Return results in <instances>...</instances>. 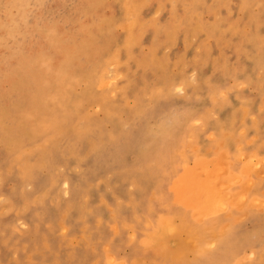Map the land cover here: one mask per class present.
<instances>
[{"label": "rangeland", "instance_id": "1", "mask_svg": "<svg viewBox=\"0 0 264 264\" xmlns=\"http://www.w3.org/2000/svg\"><path fill=\"white\" fill-rule=\"evenodd\" d=\"M0 264H264V0H0Z\"/></svg>", "mask_w": 264, "mask_h": 264}, {"label": "bare ground", "instance_id": "2", "mask_svg": "<svg viewBox=\"0 0 264 264\" xmlns=\"http://www.w3.org/2000/svg\"><path fill=\"white\" fill-rule=\"evenodd\" d=\"M61 52H62V51H61ZM58 55H59V54H58ZM53 69H54V68H53ZM53 77H54V76H53ZM134 82H135V81H134ZM134 82H133V83H134ZM177 88H178V87H177ZM175 89H176V88H175ZM177 90H178V89H177ZM194 123H195V122H194ZM241 132H242V131H241ZM209 138H210V137H209ZM247 142H248V141H247ZM240 158H241V157H240ZM251 161H252V159H251ZM249 162H250V161H249ZM252 162H255V159H254V161H252ZM252 162H251V163H252ZM214 164H215V163H214ZM255 164H256V163H255ZM217 165H218V164H217ZM196 168H198L197 170L195 169V170L197 171V173H196V172H192L193 174L191 173V174H192L191 176H194V173H195V175H197L198 178H199V177L202 178L204 175H202V173H201L200 171H202V170L204 171L203 168H206V167H202V169H200L199 167H196ZM212 168H213V167H212ZM199 169H200V170H199ZM253 169H254V167H253ZM256 169H258V168H256ZM256 169H255V171H256ZM195 170H194V171H195ZM198 170H199V171H198ZM206 170H207V169H206ZM209 170H210V169H209ZM215 170H216V169H215ZM207 171H208V170H207ZM260 171H261V170H260ZM188 172H189V171H188ZM216 172H218V171H216ZM200 173H201V176H199ZM209 173H210V172H209ZM213 173H214V172H213ZM185 174L187 175V173H185ZM186 175H185V177H184L183 179L188 178L187 176H188L189 174H188L187 176H186ZM215 175H216V174H215ZM197 176H194V178L191 177V179H195V177H197ZM261 176H262V175H261ZM205 177H206V176H205ZM208 177H209V175H208ZM211 178L213 179V176H212ZM215 178H216V177H215ZM219 178H220V177H219ZM235 178H236V177H235ZM212 179H208V180L210 181V180H212ZM231 179H234V178H231ZM198 180H199V179H198ZM200 180H201V179H200ZM213 180H214V179H213ZM213 180H212V181H213ZM229 180H230V179H229ZM186 181H187V180H186ZM204 181H205V180H204ZM204 181H203V182H204ZM209 181H208V182H209ZM215 181H217V180H215ZM221 181H222V180H221ZM230 181H232V180H230ZM248 181H249V180H248ZM187 182H188V181H187ZM205 182H206V181H205ZM208 182H207L206 184L203 183L204 185H206V187L209 186V184H210L209 188L207 187L206 189L209 190V189L212 188L213 191H214V189H215V188H214L215 185H214V187H213V184H215V183L212 184L211 181H210L211 183H208ZM213 182H214V181H213ZM246 182H247V181H246ZM178 183H179V182H178ZM190 183H191V181H190ZM199 183H200V182H199ZM224 183H225V182H224ZM249 183H251V180H250ZM185 184H186V183H184V185H185ZM193 184H194V183H192V186L194 187L195 185H193ZM197 184H198V183H197ZM203 184H202V185H203ZM207 184H208V185H207ZM211 184H212V185H211ZM216 184H217V182H216ZM220 184H221V183H220ZM222 184H223V183H222ZM228 184H229V183H228ZM228 184H227V186H228ZM179 185H180V184H179ZM217 185H219V184H217ZM185 186H186V185H185ZM189 186H191V185L189 184ZM198 186L200 187V185H198ZM198 186H197V187H198ZM211 186H212V187H211ZM187 187H188V186H187ZM204 187H205V186H204ZM210 187H211V188H210ZM218 187H220V185H219ZM216 188H217V187H216ZM193 190H194V189H193ZM196 190H197V189H196ZM196 190H195V192H196ZM202 190H203V188H202ZM218 190H219V189H218ZM205 191H206L207 194H209V196H210L211 191H210V192H208L207 190H205ZM191 192H192V191H191ZM206 192H204V193H205L204 195H206ZM212 193H213V192H212ZM215 193H216V192H215ZM222 194H223V193H222ZM194 195H195V193H194ZM198 195H199V194H198ZM206 196H207V195H206ZM206 196H205V197H206ZM197 197H198V196H197ZM217 197H219V196H217ZM215 198H216V197H215ZM196 199H197V198H196ZM200 199H201V198H200ZM206 199H207V198H206ZM206 199H205V200H206ZM213 199H214V198H213ZM213 199H211V201L214 202ZM215 200H216V199H215ZM207 201H208V200H207ZM216 201H217V200H216ZM216 201H215V202H216ZM218 201H219V200H218ZM199 202H200V201H199ZM215 202H214V203H215ZM209 204H211V203H209ZM209 204H208V205H209ZM211 205H212V204H211ZM211 205H210V206H211ZM217 205L219 206V203H218ZM218 206H217V207H218ZM221 206H223V205H221ZM221 206H220V207H221ZM215 207H216V205H215V206H211V209H212V208H215ZM224 207H225V206H224ZM204 211H206V210H204ZM209 211H210V210H209ZM162 220H164V219H162ZM164 221H165V220H164ZM164 223L166 224L167 222L165 221V222H163V224H164ZM167 224H168V223H167ZM166 226H168V225H166ZM166 226H165V227H166ZM171 227H172V226H171ZM171 227L167 228V231H168V229L170 230ZM160 228H162V227H160ZM162 229H163V232H164V228H162ZM172 229H173V227H172ZM173 230H174V229H173ZM170 231H172V230H170ZM159 233H160V232H159ZM164 233H165V232H164ZM167 233H168V232H167ZM160 235H162V234H160ZM156 238H157V236H156ZM159 238H160V237H159ZM186 242H187V241H186ZM247 254H248V253H247Z\"/></svg>", "mask_w": 264, "mask_h": 264}, {"label": "snow or ice", "instance_id": "3", "mask_svg": "<svg viewBox=\"0 0 264 264\" xmlns=\"http://www.w3.org/2000/svg\"><path fill=\"white\" fill-rule=\"evenodd\" d=\"M178 91H179V89H178Z\"/></svg>", "mask_w": 264, "mask_h": 264}]
</instances>
